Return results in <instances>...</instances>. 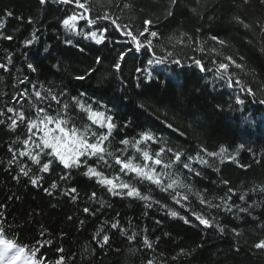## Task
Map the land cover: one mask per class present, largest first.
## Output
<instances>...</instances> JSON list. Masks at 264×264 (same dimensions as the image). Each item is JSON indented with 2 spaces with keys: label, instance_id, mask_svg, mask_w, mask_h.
I'll list each match as a JSON object with an SVG mask.
<instances>
[{
  "label": "trees",
  "instance_id": "trees-1",
  "mask_svg": "<svg viewBox=\"0 0 264 264\" xmlns=\"http://www.w3.org/2000/svg\"><path fill=\"white\" fill-rule=\"evenodd\" d=\"M169 5L170 0H88L86 17L108 14L133 34L144 30L146 20L152 21L148 27L158 33L151 38L153 48L137 52L131 38L109 20L89 24L78 19L81 34L66 29L64 19L84 12L75 3L0 0V64L6 65L0 68V227L7 239L28 246L27 263L56 264L63 256V264H147L149 260L153 264H264V249L255 247L264 240V105L256 102L264 99V3L177 0L173 15L167 16ZM105 28L103 43L83 35L92 31L99 35ZM33 33L37 39L26 45ZM9 35L12 40L3 38ZM214 36L226 43L221 45ZM129 48L132 51L117 71L115 63ZM151 52L157 57L171 52L170 59H180L183 68L170 62L148 66L154 58ZM229 56L243 67L230 65L228 74L250 86L255 97L239 86L228 87L227 79L216 75L217 64L227 63ZM192 57L211 71L201 72ZM137 68H151L156 79H145L147 71L138 73ZM80 76L85 79H77ZM37 91L41 98L36 97ZM73 97L111 115L116 124L105 142L112 154L105 156L107 163L89 157L88 165L150 199L127 196V189H116L120 194L114 195L96 177L86 176L84 165L69 170L53 160L45 173L41 165L19 155L39 151L35 148L39 136L28 129V121L42 117L39 108L67 121V128L83 131L91 125V132L105 131L92 125ZM9 108L15 111L8 112ZM21 111L25 120L10 128ZM145 132L154 139L142 141ZM29 136L32 140L25 144ZM124 139L130 143H120ZM137 147L150 154L165 150L160 158L170 166L154 167L165 186L179 181L174 189L164 191L135 172L121 170L116 156L141 166L146 163ZM221 147L226 149L222 156L203 151L219 152ZM176 152L184 154L179 162L174 160ZM197 154L207 163L187 159ZM49 159L41 154V163ZM183 163H189L190 169ZM21 167L29 171L28 176L20 172ZM37 177L42 179L33 185L31 179ZM72 188L76 193H70ZM242 208L248 211L241 212ZM172 211L178 215L173 217ZM194 213L209 219L212 227L201 224ZM117 222V228H112ZM101 228V237L110 238L108 244L98 242ZM61 248L63 252L58 251Z\"/></svg>",
  "mask_w": 264,
  "mask_h": 264
},
{
  "label": "snow or ice",
  "instance_id": "snow-or-ice-1",
  "mask_svg": "<svg viewBox=\"0 0 264 264\" xmlns=\"http://www.w3.org/2000/svg\"><path fill=\"white\" fill-rule=\"evenodd\" d=\"M41 3H45L46 0H40ZM61 3H75L80 9H83L84 12L80 14H73L68 16L66 19L63 20V25L65 26L66 29L72 32H76L77 34H81L77 30V20L78 19H87V22L89 24H95L96 19H102V20H109L111 24L115 27L116 30L123 32V34L127 37L131 38V41L134 43L135 50L139 52L141 49H145L146 51H150L153 48L152 44V39L158 36V33L155 31H150L149 27L152 23L151 20H146L145 23V28L143 31L139 32L138 34H133V32L128 28L127 25L121 26L120 24L117 23L116 19H113L110 15L105 14L103 16H98L96 19H90L84 15V13L90 12V8L88 7V0H60ZM247 2V0H246ZM261 3H264V0H261ZM177 4V0H170V5H169V10L167 12V16H172V8ZM193 11H196L193 9ZM8 16H11L12 13L9 12L7 13ZM239 23H243L242 20H239L237 18ZM31 22V21H30ZM3 27V22L0 21V28ZM245 28H248L249 25L244 24ZM107 32V29H101L100 34L98 35L97 32L92 31L86 34H83L86 39H92L94 40L97 44L103 43L105 39V33ZM147 34V35H146ZM3 34L0 33V36ZM140 37H144V40L141 41ZM4 39L7 40H12V36H3ZM37 39L35 36V33H33V39L26 40L25 44L26 45H31L33 41ZM213 40H217L218 43L221 45L225 44L226 42L223 40H218L217 37H212ZM66 43L71 44L72 41L68 40ZM200 51H203V46L199 48ZM132 49L129 48L124 52H121L118 62L115 63L114 67L117 71L120 70L121 68V63L120 61H123L125 59V56L128 55L129 52H131ZM214 51V50H213ZM151 56L154 57L152 59H149L147 61L148 66L152 65H165L167 63H172L175 64L177 67L183 68V64L180 59L178 58H173V53L169 52L167 55H162V56H156L155 52H151ZM192 59L193 64L199 68L201 72H206V71H211V69L206 68L202 60L196 59L195 57L190 58ZM226 62H219L216 67V75L221 79L224 80L225 78L227 79V86L228 87H236L239 86L241 91H246L249 95L255 97V92L250 86H244L240 80L233 79L232 74H228V69L230 65H235L237 68H242L243 65L237 64L236 61L231 57H226L225 58ZM97 63H100V59L97 58ZM215 63V61H214ZM28 67L35 71V68L33 65L29 64ZM0 68H6V65L0 64ZM136 71L138 73H144L147 71V76L145 79L151 81L153 79H156L152 75V69L151 68H137ZM79 80L85 79V76H80L77 77ZM139 79V77H137ZM23 83V81H21ZM139 86V85H137ZM36 97L41 98V93L37 91L35 93ZM85 95L84 93H81V96ZM52 99H56L55 96L52 97ZM74 101H76V106H78L83 112H85L88 116V119L92 122V125L98 126L100 129H105L104 132L95 133L91 132V125L88 128H85L83 131L78 130L75 127L72 128H67V121L59 118V117H52L47 114L44 108H39L38 112L40 114H43L41 118H38L37 120H30L28 121V129L29 132L33 133V135H38L40 143H35V148L38 149L39 151H36L35 154H33L32 151H21L19 153L20 156H28L35 164L41 165L40 171L42 172H49L50 166L53 163V160L58 161L60 164L63 165L65 169H73V168H80L82 165L87 167V171L84 173L86 176L89 177H96L98 179V182L106 185L108 187V190L111 191L114 195L120 194L116 191V189H127L126 195L127 196H135L139 197L140 199L143 200H148L150 197L148 196H141L140 192L138 189L124 183H117L118 178H108L104 176V174L100 171H97L96 168L92 167L91 165H88V158L89 157H96L99 161L104 162L105 164L107 161L105 160V156H111L112 154L108 152L107 148L105 147V142L109 140L110 136L112 135V131L114 128H116V124L113 123V117L111 115H107L106 112L103 111H96L93 110L91 105H85L83 102L78 97H73L72 98ZM238 103L243 104L244 101L240 100L237 98ZM260 105H264V99H260L256 101ZM65 109L67 108V105H64ZM15 110L12 108L8 109V112H14ZM17 120L23 121L25 120V116L23 111H21L16 119L11 120V124L8 126L10 128H14L17 125ZM2 123V121H0ZM171 127V125H169ZM35 130V131H33ZM91 136L92 140L90 142L89 137ZM154 137L152 136L151 133H141V140L144 142L153 140ZM32 140V136L28 137V140H25L24 143L28 144L29 141ZM120 143L127 145L130 143L129 140L124 139L120 141ZM140 141H136L135 144L138 146ZM240 147H244L243 145H240ZM137 151L142 152L143 159L146 163H144L142 166L134 164L132 159H125L121 160L119 156H116L115 162L117 164L121 165V170L122 171H131L135 172L138 176L147 179L149 181H152L154 184L159 185L163 188L164 191H168L170 189H174L175 186L179 183L178 180H172L171 182L167 183L165 186L164 180L161 177V174H158L156 172V169L154 165H163L164 168H168L170 165L169 164H164L163 160L160 158V153H163L165 150L161 148L160 153H155V154H150L147 151H143L137 147ZM168 151H171L169 149ZM203 151L208 155V156H222L223 153L226 152V149L224 147H221L219 152H208L207 149H203ZM43 153L44 156H50L52 159L47 160L44 163H41V154ZM184 154L181 152H176L174 154V160L176 162L181 161V157ZM15 159V156H14ZM188 160H198L201 164H206L207 161L204 160L199 154H197L196 157H187ZM231 159H235V157H231ZM148 161H151V163H147ZM11 163V162H10ZM183 167L186 169H190L189 163H183ZM20 172L24 176L29 175V171L25 170L24 167L20 168ZM199 175V173H196ZM42 179L41 177H37L34 179H31V183L33 185L38 184L39 180ZM61 179H65V177H61ZM225 184L228 183V181H224ZM52 188H56V184L51 185ZM45 191H48L45 189ZM77 189L72 188L70 189V193H76ZM231 191V189H229ZM95 193H92V196L95 197ZM75 198V197H73ZM176 197L173 196V199ZM184 200H187L188 197L185 195L183 196ZM243 199V197H241ZM179 203V201H177ZM202 203L205 201L202 199ZM151 207V205H148ZM231 209L229 208V211ZM85 212H88L89 209L85 208ZM241 212H246L248 211L247 208H242L240 209ZM173 217L177 216L178 213L175 211H172L170 213ZM194 215H196L194 213ZM185 219V218H182ZM196 219L199 220V222L206 227H212V222L205 218L202 215H196ZM185 222L187 223V219H185ZM118 222L113 223L111 225L112 228H117ZM221 232L224 231L223 228L219 229ZM235 231V230H233ZM103 232V228H101L96 236L100 237V240L98 241L101 243V245L108 244L109 243V236L107 234L102 235L101 233ZM4 229L0 227V264H23V261L28 259L26 257V253L30 251L28 246H21L17 244L14 240H9L7 239L4 235ZM135 236L129 237V239H134ZM149 247L151 245L149 244ZM255 247L264 249V240H261L259 243L255 245ZM58 251L63 252V249H58ZM35 253H32V256H34ZM64 257L61 256L59 260L56 261V264H63ZM30 264H39L37 261H31ZM147 264H153V261L149 260Z\"/></svg>",
  "mask_w": 264,
  "mask_h": 264
},
{
  "label": "rangeland",
  "instance_id": "rangeland-1",
  "mask_svg": "<svg viewBox=\"0 0 264 264\" xmlns=\"http://www.w3.org/2000/svg\"><path fill=\"white\" fill-rule=\"evenodd\" d=\"M31 261H28V263H23V264H30Z\"/></svg>",
  "mask_w": 264,
  "mask_h": 264
}]
</instances>
